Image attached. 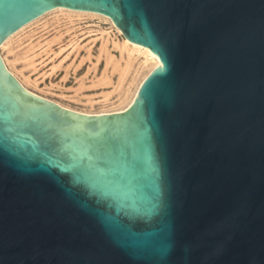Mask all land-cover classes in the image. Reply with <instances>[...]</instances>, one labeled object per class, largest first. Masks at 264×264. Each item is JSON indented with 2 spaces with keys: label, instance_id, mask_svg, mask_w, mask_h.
Segmentation results:
<instances>
[{
  "label": "water",
  "instance_id": "1",
  "mask_svg": "<svg viewBox=\"0 0 264 264\" xmlns=\"http://www.w3.org/2000/svg\"><path fill=\"white\" fill-rule=\"evenodd\" d=\"M55 8L160 66L86 113L0 51V264H264V0H0V50Z\"/></svg>",
  "mask_w": 264,
  "mask_h": 264
},
{
  "label": "rangeland",
  "instance_id": "2",
  "mask_svg": "<svg viewBox=\"0 0 264 264\" xmlns=\"http://www.w3.org/2000/svg\"><path fill=\"white\" fill-rule=\"evenodd\" d=\"M123 33L98 15L50 11L11 36L5 62L30 90L79 111L120 106L140 57L129 60Z\"/></svg>",
  "mask_w": 264,
  "mask_h": 264
},
{
  "label": "bare ground",
  "instance_id": "3",
  "mask_svg": "<svg viewBox=\"0 0 264 264\" xmlns=\"http://www.w3.org/2000/svg\"><path fill=\"white\" fill-rule=\"evenodd\" d=\"M67 10L66 8H55V9H52L50 11H65ZM48 11V12H50ZM68 11V10H67ZM46 12V13H48ZM71 13H76L78 15H82V14H91V15H98L100 16V13L98 12H94V13H78V12H73V11H69ZM45 13V14H46ZM43 14V15H45ZM43 15H41L40 17H42ZM38 17V18H40ZM37 18V19H38ZM104 19H107L108 21H110V23L116 28V24L114 23V21L111 19V18H104ZM34 21V20H33ZM31 21V22H33ZM30 22V23H31ZM28 23V24H30ZM26 24V25H28ZM26 25H24L22 28H20L19 30L23 29L24 27H26ZM18 30V31H19ZM17 31V32H18ZM15 32V33H17ZM14 33V34H15ZM123 33V32H122ZM13 34V35H14ZM11 35V36H13ZM10 36V37H11ZM9 37V38H10ZM8 38V39H9ZM7 39V40H8ZM6 40V41H7ZM5 41V42H6ZM4 42V43H5ZM3 43V44H4ZM2 44V45H3ZM124 48L126 49V52L128 53V57H129V60L133 59L134 57V54H136L137 56L140 57V65L138 67V69L136 70V72L138 73V76L135 77L131 80V83L130 84H134L133 85V89L131 88H127L126 91H124L126 93L125 97L122 99V102L120 103V106H117V107H114V108H111L113 109L114 111H122L124 109H126L130 104H131V101H133L134 97L136 96L137 94V91L142 83V81L145 79V77L155 68L159 67L160 66V60H159V57H156V56H153L151 55V52H150V49L146 46H141V45H134L132 43H130L129 41H127L126 39L123 40L122 42ZM2 48V46H1ZM1 51V50H0ZM3 57V56H2ZM135 58V57H134ZM5 59V58H3ZM5 61V60H4ZM12 71V70H11ZM14 73V72H13ZM15 74V73H14ZM21 81V80H20ZM106 112H111V111H106ZM86 113H89V112H86ZM97 113H102V112H97Z\"/></svg>",
  "mask_w": 264,
  "mask_h": 264
}]
</instances>
